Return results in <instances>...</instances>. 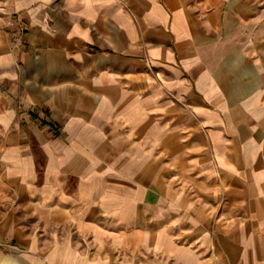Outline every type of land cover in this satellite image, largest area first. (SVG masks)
I'll return each mask as SVG.
<instances>
[{
    "label": "crops",
    "instance_id": "1",
    "mask_svg": "<svg viewBox=\"0 0 264 264\" xmlns=\"http://www.w3.org/2000/svg\"><path fill=\"white\" fill-rule=\"evenodd\" d=\"M0 264H264V0H0Z\"/></svg>",
    "mask_w": 264,
    "mask_h": 264
}]
</instances>
